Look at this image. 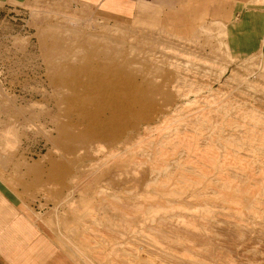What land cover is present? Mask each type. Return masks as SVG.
I'll return each instance as SVG.
<instances>
[{"label": "rangeland", "instance_id": "374dc122", "mask_svg": "<svg viewBox=\"0 0 264 264\" xmlns=\"http://www.w3.org/2000/svg\"><path fill=\"white\" fill-rule=\"evenodd\" d=\"M175 1L0 0V199L97 264H264V0Z\"/></svg>", "mask_w": 264, "mask_h": 264}, {"label": "crops", "instance_id": "0c3cea01", "mask_svg": "<svg viewBox=\"0 0 264 264\" xmlns=\"http://www.w3.org/2000/svg\"><path fill=\"white\" fill-rule=\"evenodd\" d=\"M98 1L113 15L136 14L142 6L154 1L174 19L186 18L185 15H175L180 11L174 7L175 0ZM186 9L187 5L182 8V13ZM202 12L194 17L196 21L206 18V11ZM44 203L45 199H36L35 202L31 199H0V264H97L64 241L56 215L40 207Z\"/></svg>", "mask_w": 264, "mask_h": 264}, {"label": "bare ground", "instance_id": "6f19581e", "mask_svg": "<svg viewBox=\"0 0 264 264\" xmlns=\"http://www.w3.org/2000/svg\"><path fill=\"white\" fill-rule=\"evenodd\" d=\"M95 81H97V83H96V85H98L94 90H93V96H94V98H95V100L96 101H98L100 98H103L104 100H106V101H109L111 104H114V102H115V100H117L118 101V99H117V94H116V92L120 89L119 87V89L118 88H116V86H115V84L114 83H110V82H106V80L104 79L103 80V78H101V77H98V78H95ZM106 84H105V83ZM125 83V82H124ZM82 84V83H81ZM126 84V83H125ZM128 84V83H127ZM129 85V84H128ZM90 95H92V94H90ZM131 94H129V96H130ZM128 96V97H129ZM127 97V98H128ZM129 99V98H128ZM91 100H92V98H91ZM125 101V100H124ZM99 103V102H98ZM130 103V102H129ZM121 105V104H120ZM119 105V109L121 108V106ZM129 105V106H128ZM127 106L129 107V109H131L130 108V104H128ZM84 105H82L81 107H83ZM123 106H124V104H123ZM144 106V105H143ZM127 107V108H128ZM100 108V107H99ZM117 108V109H118ZM123 108V107H122ZM124 108L126 109V107L124 106ZM147 108L148 109H150L151 107L149 106V104L147 105ZM142 109V108H141ZM140 109V110H141ZM87 110V109H86ZM133 110V109H132ZM135 110V109H134ZM145 109H142L141 111H142V115L143 116H145V117H148L147 115L149 114H146L145 112H147V111H150V110H145ZM110 111V110H109ZM98 112V111H97ZM111 112V111H110ZM122 112V111H121ZM151 112V111H150ZM94 114H96L95 112H93ZM93 113L92 112H90V110L88 111H86V112H84V115H85V117L87 118V119H89V118H93ZM100 113V112H99ZM112 113V112H111ZM120 113V112H119ZM98 114V113H97ZM113 115V114H112ZM150 116V115H149ZM109 118V117H108ZM92 122V121H91ZM115 124H116V121L114 122ZM96 124H97V121L96 120H94L93 121V123H90L89 125H88V127H87V129H86V133H89V132H92V131H94L95 130V126H96ZM119 125V124H118ZM98 126V125H97ZM117 127V126H116ZM118 128H120V126L118 127ZM121 128H123L122 126H121ZM107 132V131H106ZM113 134V133H112Z\"/></svg>", "mask_w": 264, "mask_h": 264}]
</instances>
